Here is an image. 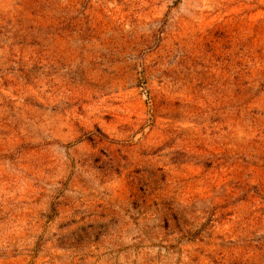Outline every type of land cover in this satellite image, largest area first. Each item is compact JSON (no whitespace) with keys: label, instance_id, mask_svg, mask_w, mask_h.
<instances>
[{"label":"rangeland","instance_id":"1","mask_svg":"<svg viewBox=\"0 0 264 264\" xmlns=\"http://www.w3.org/2000/svg\"><path fill=\"white\" fill-rule=\"evenodd\" d=\"M0 264H264V0H0Z\"/></svg>","mask_w":264,"mask_h":264}]
</instances>
